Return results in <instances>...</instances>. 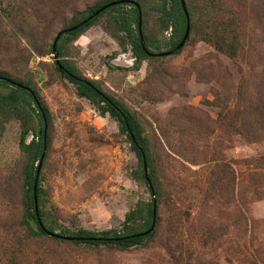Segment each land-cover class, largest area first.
<instances>
[{
	"label": "rangeland",
	"instance_id": "1",
	"mask_svg": "<svg viewBox=\"0 0 264 264\" xmlns=\"http://www.w3.org/2000/svg\"><path fill=\"white\" fill-rule=\"evenodd\" d=\"M102 1L0 0V71L36 85L50 113L41 185L56 232L119 228L152 196L117 121L79 95L55 53L42 54L80 11ZM140 1L143 33L166 51L170 30L161 28L158 3ZM185 1L211 10L202 20L225 27L217 35L234 42L235 55L199 31L180 52L135 68L109 13L63 42V58L144 127L163 187L155 236L125 249L28 238L20 122L0 114V264H264V0Z\"/></svg>",
	"mask_w": 264,
	"mask_h": 264
},
{
	"label": "trees",
	"instance_id": "2",
	"mask_svg": "<svg viewBox=\"0 0 264 264\" xmlns=\"http://www.w3.org/2000/svg\"><path fill=\"white\" fill-rule=\"evenodd\" d=\"M153 1L158 3L157 8L160 9L159 22L162 30H170L168 38L163 43L166 51L162 50L160 43L154 44L145 32L143 33L140 0H132L131 2L105 0L80 11L78 17L70 21L61 30L62 32L56 42V51L53 50L54 38L46 51L42 53H55L58 56L55 62L59 73L74 83L79 95L90 100L102 115L108 114L117 121L121 134L127 137L131 149L138 158L137 175L147 183L152 196L150 200H138L136 205L126 213L119 228L95 231L84 227L76 229L65 227L59 232L55 231V224L49 218V211L43 207L45 190L41 185L42 168L51 144L48 127L50 123L49 109L36 85L30 81L13 77L7 71H0V114L6 119L16 118L21 127L20 148L25 158L23 221L25 228L27 227L34 234V237L28 235V238L51 237L57 241L68 243H85L96 247L106 246L125 249L144 244L155 236L156 231L154 229L150 232L147 231L151 228L154 220L156 224L159 222L158 209L163 187L156 179L155 166L151 161L149 139L141 121L132 110L105 91L96 80L85 77L70 61L63 58L65 53L64 40L77 38L88 27L96 23L99 17L108 13L114 19L117 30L124 32L131 45L133 56L136 59L135 68H139L144 60L164 55L166 52L171 54L180 52L181 48H177V45L182 40L187 26V18L181 0ZM102 7L104 8L101 10ZM186 8L190 17V31L187 40L191 33H199L200 31L204 34L203 39L211 42L216 48L226 51L231 56L236 54L237 47H235L234 42L228 38L226 41L222 34L217 35L224 31L225 27H220L222 24L214 21L206 25L202 20V16H211L210 9L204 5L203 7H194L191 10L187 3ZM140 19L141 26H139ZM204 26L208 28L206 33L202 32ZM29 133L32 134V138L27 141ZM42 156L37 188L38 210L36 211L33 187Z\"/></svg>",
	"mask_w": 264,
	"mask_h": 264
},
{
	"label": "water",
	"instance_id": "3",
	"mask_svg": "<svg viewBox=\"0 0 264 264\" xmlns=\"http://www.w3.org/2000/svg\"><path fill=\"white\" fill-rule=\"evenodd\" d=\"M121 1H130L131 2L132 0H121ZM113 3H115V2H113ZM181 3H182V6H183V9H184L186 18H187V26H186L185 34H184L182 40L180 41V43L177 45V48H182L185 45L187 37L189 35V31H190V17H189V13L187 11V8H186V1L185 0H181ZM103 8L104 7H102L101 10ZM139 26H141V19L139 20ZM61 32L62 31L58 32V34L56 35L55 40L53 42V50L54 51H56V42H57V39L60 36ZM54 57H55V59H58V56L56 54L54 55ZM42 160H43V156H42V159L40 160V163H39L38 168H37V174H36V177H35L34 187H33L36 211L38 210L37 188H38V178H39V172H40ZM154 215H155V211H154ZM154 227H155V220L153 221L151 228L147 232L152 231L154 229Z\"/></svg>",
	"mask_w": 264,
	"mask_h": 264
}]
</instances>
